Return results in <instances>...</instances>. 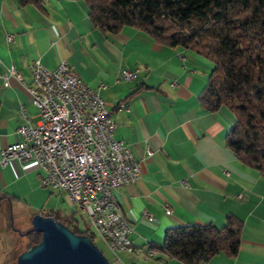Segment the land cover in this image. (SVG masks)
I'll return each instance as SVG.
<instances>
[{
  "label": "crops",
  "instance_id": "1",
  "mask_svg": "<svg viewBox=\"0 0 264 264\" xmlns=\"http://www.w3.org/2000/svg\"><path fill=\"white\" fill-rule=\"evenodd\" d=\"M35 59L50 69L66 60L92 89L107 84L101 95L117 122L114 136L129 146L140 165L139 178L113 192L133 226L130 238L155 255L143 259L122 252L126 256L123 262L115 258L117 263L178 264L161 248L168 228L207 222L220 226L233 214L242 221L238 252L220 253L200 264H264V176L226 144L234 115L224 107L207 110L200 102L210 60L132 26L101 31L84 0H42L38 6L0 0V149L20 139L22 109L39 119L21 81L31 80ZM122 68L136 71V77L117 79ZM121 103L125 108L119 110ZM42 174L35 162L0 163V264H6L24 231L14 224L18 209L26 214L43 194L65 196L42 186ZM64 214L51 213L55 218Z\"/></svg>",
  "mask_w": 264,
  "mask_h": 264
},
{
  "label": "trees",
  "instance_id": "2",
  "mask_svg": "<svg viewBox=\"0 0 264 264\" xmlns=\"http://www.w3.org/2000/svg\"><path fill=\"white\" fill-rule=\"evenodd\" d=\"M18 1L21 5L42 3ZM84 2L91 21L101 31L116 33L132 26L165 45L184 46L210 60L213 66L200 102L207 110L224 107L234 115L226 144L240 161L264 176V0ZM57 219L94 241L75 213ZM241 229L242 221L233 214L220 226L213 222L178 225L166 230L161 248L178 264H200L220 253L234 256ZM19 235L25 244L22 248L17 245L6 264L14 258L17 264L18 255L41 240V233L31 228Z\"/></svg>",
  "mask_w": 264,
  "mask_h": 264
},
{
  "label": "built area",
  "instance_id": "3",
  "mask_svg": "<svg viewBox=\"0 0 264 264\" xmlns=\"http://www.w3.org/2000/svg\"><path fill=\"white\" fill-rule=\"evenodd\" d=\"M7 39L12 40V35ZM30 69L31 80L20 79L39 119L34 121L22 109L17 128L20 139L0 149V163H37L43 171L42 186L64 193L86 215L87 229L105 241L118 262H123L122 247L143 259L146 254L154 256L153 250H144L130 238L133 226L114 198V189L136 181L141 169L129 146L114 136L117 122L101 95L107 84L101 82L92 89L66 60L50 69L35 59ZM9 72L15 73V69L11 67ZM119 77L134 79L136 71L122 68ZM4 78L7 82V76ZM123 108L124 104L118 105L119 110ZM147 153L151 155L152 149L148 147ZM171 211L167 206L166 214ZM144 216L153 220L148 212ZM102 218H109V226H102Z\"/></svg>",
  "mask_w": 264,
  "mask_h": 264
},
{
  "label": "water",
  "instance_id": "4",
  "mask_svg": "<svg viewBox=\"0 0 264 264\" xmlns=\"http://www.w3.org/2000/svg\"><path fill=\"white\" fill-rule=\"evenodd\" d=\"M32 230L41 240L17 257V264H112L89 235L77 234L54 216L36 213Z\"/></svg>",
  "mask_w": 264,
  "mask_h": 264
},
{
  "label": "rangeland",
  "instance_id": "5",
  "mask_svg": "<svg viewBox=\"0 0 264 264\" xmlns=\"http://www.w3.org/2000/svg\"><path fill=\"white\" fill-rule=\"evenodd\" d=\"M62 197V196H61ZM57 198L55 194L49 195L43 194L41 195L37 203H32V207L26 209V214H23V212L18 211L15 214L14 224L18 229L22 230H28L32 226V218L33 214H31L32 211H36L37 213H41L46 216H50L51 213L56 210L60 211L62 213L67 212V214L75 213L76 218H80V226H83L84 221H86V215L75 205H73L69 200L63 195L62 198ZM22 237L19 236V240H21ZM94 241L99 246V248L102 250L104 255L112 262V264H119L116 262L115 257L113 253L109 250L108 246L106 245L105 241H103L98 236L94 235ZM25 244V242H18L19 248H22V246ZM17 245V244H16ZM126 255H122V257H125ZM15 259V258H14ZM12 261L11 264H14L15 261ZM9 263V262H8Z\"/></svg>",
  "mask_w": 264,
  "mask_h": 264
},
{
  "label": "bare ground",
  "instance_id": "6",
  "mask_svg": "<svg viewBox=\"0 0 264 264\" xmlns=\"http://www.w3.org/2000/svg\"><path fill=\"white\" fill-rule=\"evenodd\" d=\"M102 226H109V218H102ZM113 253V250H110ZM122 252L130 254L129 247H122ZM152 254H146V258L150 257Z\"/></svg>",
  "mask_w": 264,
  "mask_h": 264
}]
</instances>
